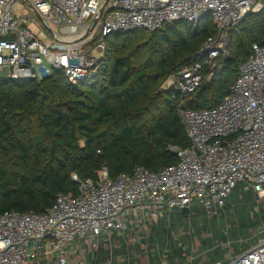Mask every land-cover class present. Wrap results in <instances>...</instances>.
Listing matches in <instances>:
<instances>
[{"label": "built area", "instance_id": "obj_1", "mask_svg": "<svg viewBox=\"0 0 264 264\" xmlns=\"http://www.w3.org/2000/svg\"><path fill=\"white\" fill-rule=\"evenodd\" d=\"M13 1L0 0V77L35 82L54 71L72 84L90 79L113 32L154 31L178 20L195 28L210 14L216 32L203 41L197 61L166 81L182 98L231 54V31L262 9L261 0H19L31 11L23 17ZM178 114L190 145L168 146L175 163L155 171L136 166L115 178L105 165L96 178L72 173L75 195L58 193L39 213H1L0 264H264V217L235 247L214 240L227 249L217 258L203 243L212 230L197 231L192 220L198 210L208 220L225 215L237 186L253 194L250 218L264 211V44H252L218 105L190 109L181 101ZM179 218L186 230L174 229Z\"/></svg>", "mask_w": 264, "mask_h": 264}, {"label": "trees", "instance_id": "obj_2", "mask_svg": "<svg viewBox=\"0 0 264 264\" xmlns=\"http://www.w3.org/2000/svg\"><path fill=\"white\" fill-rule=\"evenodd\" d=\"M261 2L259 13H248L231 31V54L184 98L163 84L197 61L203 41L216 32L208 13L195 28L178 20L154 31L129 29L109 34L95 76L77 84L70 83L61 71L39 82L0 77V214L39 213L53 204L58 193L75 195L72 173L96 178L105 165L115 178L132 173L136 166L155 171L175 163L168 146L190 145L178 114L179 103L183 101L190 109L212 108L229 94L252 44H264ZM240 191L235 187L225 215L219 212L218 217H227ZM244 192L251 199L250 206L218 238L212 232V239L203 240L214 247L215 258L225 249L215 246L214 240L235 247L238 238L248 241L249 230L264 217V211L258 210L250 218L254 198L250 190ZM237 204L242 205V199ZM213 218L205 217L200 227L195 226L196 217L192 220L197 231L211 230Z\"/></svg>", "mask_w": 264, "mask_h": 264}, {"label": "rangeland", "instance_id": "obj_3", "mask_svg": "<svg viewBox=\"0 0 264 264\" xmlns=\"http://www.w3.org/2000/svg\"><path fill=\"white\" fill-rule=\"evenodd\" d=\"M12 9H13V11L15 12V11H19L20 12V14H21V16H23V17H26L27 15H29L30 13H31V11H30V8L28 7V6H26L24 3H22L21 1H19V0H15V1H13V3H12ZM31 22H33L36 26H38L40 29H42V26L40 25V22H39V20L36 18V17H32L31 18ZM96 57H98L100 54L99 53H97V52H94L93 53ZM88 55H91V51H89L88 52ZM104 55V54H103ZM102 55V56H103ZM98 64H99V62H98ZM55 72V71H54ZM97 72V71H96ZM95 76V75H94ZM77 84V83H76ZM167 85V83L166 82H164V84H163V86H166ZM238 197L239 198H241L242 199V205H238V204H236V202L235 203H233V205H237V207L235 208V211H231V210H229L228 212H227V217L225 218L224 216H221V217H218V216H215V218H213L212 220H211V230H212V232H213V234L218 238V234L222 231V229H226V228H228L227 226H228V224H231L232 223V220H233V218L234 217H236V216H240V215H242L243 213V210L244 209H246L247 207H249L250 206V202H251V199L247 196V194H245V192L244 191H240L239 193H238ZM245 214V213H244ZM200 217H202L201 218V220H205L204 218L206 217L207 218V216H205L202 212H201V210L200 211H198L197 212V215H196V218H200ZM181 220H180V222L179 223H177L176 224V226L177 225H182L183 223H182V218H180ZM199 224V221L198 220H196L195 221V226H197ZM231 233V231L229 232V234ZM232 245H234V244H232ZM226 252H227V249L225 250ZM214 252V251H213Z\"/></svg>", "mask_w": 264, "mask_h": 264}, {"label": "water", "instance_id": "obj_4", "mask_svg": "<svg viewBox=\"0 0 264 264\" xmlns=\"http://www.w3.org/2000/svg\"><path fill=\"white\" fill-rule=\"evenodd\" d=\"M261 11V10H260ZM260 11L256 12L259 13ZM37 18L42 21L41 17L37 14ZM99 19V16L95 17L92 22L90 23V25L87 27V30L85 32V34L83 35L84 37L88 35V33L92 30L93 26L96 24L97 20ZM43 23V22H42ZM44 27L50 32V28L44 24Z\"/></svg>", "mask_w": 264, "mask_h": 264}, {"label": "bare ground", "instance_id": "obj_5", "mask_svg": "<svg viewBox=\"0 0 264 264\" xmlns=\"http://www.w3.org/2000/svg\"><path fill=\"white\" fill-rule=\"evenodd\" d=\"M179 228H182V230H186V228H185V226L183 224L178 226L177 228H174V229H179Z\"/></svg>", "mask_w": 264, "mask_h": 264}, {"label": "crops", "instance_id": "obj_6", "mask_svg": "<svg viewBox=\"0 0 264 264\" xmlns=\"http://www.w3.org/2000/svg\"><path fill=\"white\" fill-rule=\"evenodd\" d=\"M180 220H181V219L179 218V220H178V221H175L174 228H177L178 226H180V224L176 226V224H177V223H179V222H180Z\"/></svg>", "mask_w": 264, "mask_h": 264}]
</instances>
